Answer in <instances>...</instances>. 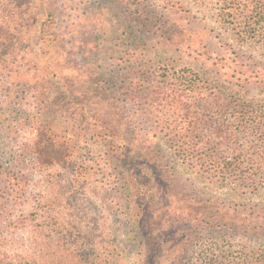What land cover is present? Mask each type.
I'll list each match as a JSON object with an SVG mask.
<instances>
[{
  "label": "trees",
  "instance_id": "1",
  "mask_svg": "<svg viewBox=\"0 0 264 264\" xmlns=\"http://www.w3.org/2000/svg\"><path fill=\"white\" fill-rule=\"evenodd\" d=\"M126 1L95 0L93 6L76 16L65 34L90 54L88 47L118 33L117 45L129 51L127 72H120L121 64L114 61L96 74L84 71L83 75L67 78L60 63L48 65L55 70L53 76L42 74L39 67L43 62L38 56L46 54V49L40 43L47 42L46 29L54 16L48 0H25L26 5L18 6L16 0H0V27L5 30L0 45L9 41L22 46L26 43L36 81L44 85V90L37 93L39 112L65 108L111 148L119 168L117 184L123 187L117 197L131 220L138 264H165L164 258L180 264L182 256L175 239L181 233L197 232L198 218L203 215L200 206L205 201L196 202L192 211L181 209L180 205L190 201L186 199L188 194L174 193V180L169 181L166 170L148 161L130 136L139 130L141 137L165 139L173 155L209 182L233 179L238 186L246 182L258 188L264 181V104L243 100L239 93L251 87L264 91V66L228 45L221 33L216 36V46H212L215 43L193 29L197 18L180 15L175 6L152 3L142 10L130 8ZM214 16L216 23L232 30L234 37L264 43V0H216ZM157 34L179 47L184 55L180 59L186 64L179 65L176 58L136 56L148 52L145 46ZM35 44L37 55L32 48ZM48 95L52 96L50 103ZM36 129V138L24 144L22 163L28 160L40 171L66 163L60 142L47 127L40 124ZM154 187L163 194L158 202ZM25 192L22 189L21 196ZM239 206L231 211L233 219L228 221V229L264 236V204L254 210ZM164 209L178 218L172 232L175 238L168 242L155 227L158 213ZM179 219L186 220L184 225ZM173 245L177 247L172 249ZM208 264L221 263L213 260Z\"/></svg>",
  "mask_w": 264,
  "mask_h": 264
},
{
  "label": "rangeland",
  "instance_id": "2",
  "mask_svg": "<svg viewBox=\"0 0 264 264\" xmlns=\"http://www.w3.org/2000/svg\"><path fill=\"white\" fill-rule=\"evenodd\" d=\"M24 1L16 0V6L26 5ZM48 1L54 8V16L46 29L47 42L40 43L46 49V54L38 56L43 62L39 67L42 74L53 76L55 70L48 65L58 63L63 65L67 78L83 75L84 71L96 74L114 61L121 64L120 72H127L129 51L117 45L118 33L88 47L91 55L86 49L76 47L72 36L65 34L66 28L78 19L76 16L93 6L95 0H90L91 3L88 0ZM126 2L130 8L142 10L152 3L175 6L180 15L197 18L193 29L215 43L212 46H216V36L221 33L228 45L264 66V43L239 39L233 36L232 30L220 27L214 16L216 0ZM2 29L0 42L5 35ZM170 41L157 34L145 46L148 52L136 56L176 58L183 66L186 63L180 57L184 55ZM25 45L14 41L0 45V264H138L131 220L117 197L123 187L117 184L119 168L111 148L69 110L39 112L37 93L44 90V85L36 81L37 72L32 68L34 63L30 62L31 55L26 53ZM37 47L32 45L35 55L39 53ZM137 49L145 51L144 47L137 46ZM48 96L50 103L52 96ZM239 96L255 105L264 104V91L256 87L241 91ZM40 124L60 142L67 158L66 163L45 171L28 160L26 164L21 160L24 144L36 138V127ZM130 138L148 161L166 170L168 180L175 182L171 187L174 193L188 194L186 199L190 201L180 205L181 209L192 211L196 209V202L205 201L200 206L203 215L198 218L197 232L181 233L175 239L182 256L180 264H208L213 260L221 264L264 262V236L228 229L234 207L240 205L241 209L254 210L264 204V181L256 189L246 182L238 186L233 179L212 183L173 155L165 139L141 137L139 130ZM22 189L26 191L24 196H21ZM153 190L157 202L162 200V192L159 194L155 187ZM158 215L155 227L162 240L168 242L171 237L173 240L178 218L165 209ZM179 222L184 225L186 220L179 219ZM176 247L173 245L172 249ZM164 263L174 264L166 258Z\"/></svg>",
  "mask_w": 264,
  "mask_h": 264
}]
</instances>
